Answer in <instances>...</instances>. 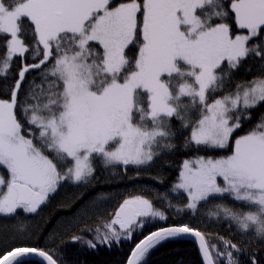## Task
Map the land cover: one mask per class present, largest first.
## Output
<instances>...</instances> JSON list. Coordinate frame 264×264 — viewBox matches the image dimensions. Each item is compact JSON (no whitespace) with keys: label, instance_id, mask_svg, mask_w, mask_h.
I'll use <instances>...</instances> for the list:
<instances>
[{"label":"snow or ice","instance_id":"6c2138e0","mask_svg":"<svg viewBox=\"0 0 264 264\" xmlns=\"http://www.w3.org/2000/svg\"><path fill=\"white\" fill-rule=\"evenodd\" d=\"M0 42V216L36 214L62 185L92 184L97 161L140 175L186 132L185 149L229 154L183 161L169 189L180 203L162 194L174 215L135 195L111 213L94 208L95 223L81 228L93 238L72 242L110 247L160 223L126 264H147L172 238H192L203 264H261L252 245L264 244V115L235 133L264 104V0H0ZM30 48L35 62L9 83ZM249 59L257 75L236 81ZM225 197L255 209L219 203L208 213L234 224L240 244L218 236L221 250L183 218L168 223ZM56 251L14 245L0 264H63Z\"/></svg>","mask_w":264,"mask_h":264},{"label":"trees","instance_id":"16d2710c","mask_svg":"<svg viewBox=\"0 0 264 264\" xmlns=\"http://www.w3.org/2000/svg\"><path fill=\"white\" fill-rule=\"evenodd\" d=\"M27 42L30 45L32 43L31 40ZM4 53L5 48L0 42V57ZM30 57L31 48L30 52L25 54V57L14 58L12 67L9 69L11 74L9 83L16 78V74L23 63L35 62ZM249 65L253 68L251 73L245 71V68ZM234 75L236 81L249 80L253 75H257L256 64L249 59ZM229 88H234V83ZM217 95H222V93H217ZM250 111L251 119L246 121L243 129L238 130L235 135L249 131L260 122L261 116L264 115V104ZM172 123L174 129L179 127V121L173 120ZM185 135H187L186 132L177 136L174 140L177 147L170 153L163 152L152 166L142 168L140 175L136 174L135 168L130 167L124 173L119 171L118 166L114 174L111 167L103 169L97 161V179L92 184L74 185L66 183L60 187L56 194L52 195L47 205L36 215L37 218L25 219L22 217L21 221L15 224L11 222L7 225L0 224V251L14 245L27 244L45 249H57L56 256L62 259L63 264H126L135 244L144 235L156 230L162 224H152L146 227L142 233L134 234L133 239L121 243L113 242L110 247L101 245L96 249H91L83 242H72L71 237L82 235L85 240L92 239L94 234L86 231L81 232V228L85 224L92 225L95 223L93 209L96 208L102 211L106 209L108 213H111L123 199L135 195H143L151 199L156 208L174 215L175 210L166 207L162 194L167 193L172 203H180L176 198V194L170 192L169 189L176 182L183 161L197 155L219 157L229 154L228 150L196 152L192 149H185L183 147ZM155 177L160 179H155ZM102 194L107 195L106 202L97 201V196ZM215 204H219V202L213 200L210 204L201 206L196 216H184L176 219L170 217L168 223L172 224L183 218L185 222L203 231L209 244H216L221 250H223V245L218 236H223L240 244L242 237L236 232L234 224L230 229V222L222 216L211 219L208 217L209 212L216 211ZM86 210L88 215H85ZM89 217L92 218L89 219ZM65 221L67 222L62 225V222ZM21 229H23V232ZM252 248L257 250V258L261 264H264V244L256 242L252 245ZM243 259L247 260V256H244ZM147 264H203V261L199 248L192 238H172L162 242L150 251Z\"/></svg>","mask_w":264,"mask_h":264},{"label":"rangeland","instance_id":"374dc122","mask_svg":"<svg viewBox=\"0 0 264 264\" xmlns=\"http://www.w3.org/2000/svg\"><path fill=\"white\" fill-rule=\"evenodd\" d=\"M244 134V133H243ZM243 134H239V135H243ZM171 196H173V194H171ZM52 196H50V198H51ZM50 198H49V200H50ZM48 200V201H49ZM215 201H218L219 203H223V204H226V205H229V206H231V207H233V208H237V209H241V210H243V211H248V210H255L254 208L253 209H249V208H247V207H243V206H241V205H238V204H236L233 200H231L230 198H228V197H225L223 200H219V199H217V200H215ZM48 203V202H47ZM47 203L46 204H44V205H42L41 207H40V209L38 210V212L45 206V205H47ZM19 211V210H18ZM37 214H39V213H36V214H23V213H21L20 215H17V216H14V217H10V218H6V217H3V216H0V224L2 225V224H5V225H7V224H9L10 222L11 223H18V222H20L21 221V219H22V217L23 218H25V219H32V218H37ZM29 216V217H28ZM67 221H65V222H62V225H64V223H66Z\"/></svg>","mask_w":264,"mask_h":264},{"label":"water","instance_id":"95a60500","mask_svg":"<svg viewBox=\"0 0 264 264\" xmlns=\"http://www.w3.org/2000/svg\"><path fill=\"white\" fill-rule=\"evenodd\" d=\"M194 241V240H193ZM196 245H197V243H196ZM198 246V245H197ZM201 254V253H200ZM202 257V256H201ZM35 258H37V259H40L39 257H35Z\"/></svg>","mask_w":264,"mask_h":264}]
</instances>
